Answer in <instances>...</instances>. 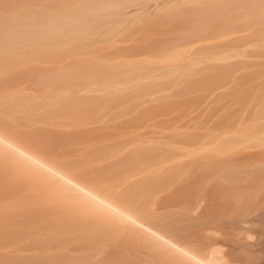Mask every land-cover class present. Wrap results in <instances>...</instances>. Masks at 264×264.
Masks as SVG:
<instances>
[{
    "label": "bare ground",
    "instance_id": "bare-ground-1",
    "mask_svg": "<svg viewBox=\"0 0 264 264\" xmlns=\"http://www.w3.org/2000/svg\"><path fill=\"white\" fill-rule=\"evenodd\" d=\"M154 1L45 0L43 8L40 7L38 11L34 8V11L27 10L24 5H22L23 9L13 11V5H18L15 1L0 2L6 6L4 9H10L11 12L7 21L0 17V172H4L5 180L7 179L5 182H10V185L14 183L8 188V190L15 188L14 193L9 195L10 198H13L12 201L15 203L14 199L19 196L21 198L19 201L16 200L18 202L29 199L33 201L44 196L49 199L47 203L55 205L56 210L59 211L61 209L65 211L75 205L72 211L74 212L81 207L82 210H78L80 213L84 211L83 214L114 222L117 234L120 236L114 245L90 242L60 248V252L38 258L37 264H238L239 260L244 258L241 255L245 256L246 251L242 248L244 243L235 246L233 250L231 249L233 246L217 243L215 238L213 239L215 242H212L211 238L209 240L211 235L207 234V229L200 230L193 236H184L174 232H164L167 227L166 222L164 226L160 223L162 220L166 221L163 215L174 208H184L191 217L198 213L202 217L205 216L208 208L211 207L209 205L211 203L207 200L211 196L214 197V193L220 192V186L216 182L226 178L223 175H236L237 181L244 183L240 188L234 186L236 191H241L239 194L246 191L254 195L255 192L259 193L263 189L261 173L264 169V149L225 157H217L201 149L204 154L200 153L195 162L192 161L190 165L183 167L186 169L181 171L185 172L184 176L182 175L184 179L177 184L175 190L173 188L171 193L158 196L150 207L145 209L143 207L148 205L144 202L143 204L138 202L143 205L142 208H139L138 203L130 202L132 199L130 195H133L134 191L140 194L147 191L148 194L149 189V191L154 189L152 186L155 182L151 177L148 179L145 174L142 179H140L142 175L139 174L138 179V175L125 168L135 161L146 160L149 152L156 151V148H149L153 143L150 142L152 138L150 141L145 140L138 145L128 147L126 150L129 152L123 147L119 148V152L115 155L116 160H108L91 170L82 167V170L80 168L77 170L74 166L72 168L69 166L72 164L71 160L63 152L66 143H69L67 140L73 137H67L68 132L64 133L66 130L63 131L59 127L62 132L60 133L55 128L60 124H55V120L52 122L55 115L63 119L67 115L93 106L100 100L111 97L118 99L119 96L135 91H137L135 93H146L148 92L146 89L133 91L130 87L133 82L142 84L150 78L157 80L156 75L161 74V69L175 70L177 68L175 66H178L184 69L193 67V71L194 67L197 69L203 65L211 66L212 63L218 65L222 62L226 65L232 57L227 49L211 52L212 46L208 44L196 48L201 49V52L193 49L194 51L191 50L187 54H182L172 46L167 52L175 53L173 57L169 53L158 60L139 62V65H135L138 63L135 62L126 68L103 62L88 63L82 58H75L73 61L80 60L81 65L73 72L71 70L64 72L66 69L54 67L49 64L51 61L41 63L37 60L40 54L49 53L51 46L55 48L54 43L57 41L61 42L58 44L59 47L66 48L70 54L98 49L99 45L96 43L104 44L107 38L114 35L110 34L111 32L122 29L120 27L124 21H121V18L126 19L128 15L134 17L139 14L137 12H146L152 17L143 25L136 27L131 34L162 33L167 31H163L162 28L175 23L177 26L169 31L176 29L174 33L182 34L183 38V34H187L186 38L208 33L230 34L229 36L238 32L243 34L233 35L232 38L228 36V40L221 43L223 48L229 44L247 48L259 47L264 42V0H196L197 6L185 5L188 0L171 2L165 0L163 1L165 5H154ZM182 25H185L183 30H179ZM172 49L173 51H170ZM136 50L133 44H129L121 47L119 52L134 53ZM204 50L208 52L204 53ZM234 57L241 55L237 54ZM151 64H167L170 67L149 70L147 66ZM109 70L113 72L109 74ZM45 86L47 88L51 86L52 90L45 91L43 96L30 92L37 90V87ZM40 105H43L42 114L38 113L41 110ZM261 106V104L256 106L255 112L247 116L240 115L234 123L249 130L264 128V107ZM9 116L16 119L22 116V118L20 117L17 122H14L16 119H12L14 123L10 122V124L8 122L11 118L7 119ZM39 117L42 119L40 120ZM43 118L51 120L48 122ZM21 119L24 120L19 123ZM43 122L47 128L43 126ZM22 126L27 130L24 131ZM76 140L78 141V138ZM110 175L116 178L113 180L116 181L114 185L101 183L103 181L111 183L110 178L108 179ZM7 177L12 180L9 181ZM248 180L251 183L247 184ZM139 193L136 195L141 196ZM4 194L5 191L1 195ZM187 198H189L188 202ZM4 205L0 200V221L5 217ZM67 211L70 213L69 210ZM62 215L67 213L64 212ZM181 215L185 216L184 212ZM237 247L241 248L240 254L239 251L235 253ZM51 251L53 250L45 252L49 254ZM89 259L91 261L87 262ZM242 261L241 263L244 262Z\"/></svg>",
    "mask_w": 264,
    "mask_h": 264
},
{
    "label": "rangeland",
    "instance_id": "rangeland-1",
    "mask_svg": "<svg viewBox=\"0 0 264 264\" xmlns=\"http://www.w3.org/2000/svg\"><path fill=\"white\" fill-rule=\"evenodd\" d=\"M1 1L4 2L5 0ZM13 1L18 4L13 5V11L23 9L22 5L28 8L27 10L34 11V8L35 11H38L40 7L43 8L42 5L45 2V0ZM163 1L165 0H155L153 4L165 5ZM186 4L197 6V1L193 0L191 3V0H188ZM5 7L0 3V17L7 21L10 19L11 12H9L10 9H7L8 11L4 9ZM132 11L135 12L136 10ZM137 13L139 14L134 17L128 15L126 19L121 18V21H124L120 27L122 29L111 32L110 34L114 35L107 38L104 44L96 43L99 45L98 49L94 48L89 51H80L82 53L70 54L66 48L59 47L58 44L61 42L57 41L54 43L55 48L51 46L49 53L40 54L37 60L41 63L51 61L49 64L54 67L66 69L64 72H68V70L73 72L82 62L80 60L73 61L75 58H82L88 63L103 62L109 65H122L126 68L135 62H138L135 65H139V62L154 61L169 53L172 54V52H167L172 46L182 54L190 53L193 49L201 52V49L197 50L196 48H200L203 44L211 45L212 48L209 50L215 53L227 49L228 54L232 57L226 65L220 62L222 65L212 63L211 66L203 65L197 69L194 67L195 70L193 71L195 72L192 71L193 67L184 69L174 65L177 67H174L175 70L173 68L161 69V74L156 75L157 80L150 78L142 84L133 82L130 87L133 91L146 89L148 90L146 93H135L137 91L126 93L119 96L121 100L111 97L100 100L84 110L67 115L63 119L56 117L57 115L54 116L55 118L53 117L54 119L52 118V122L55 120V124H60V126L56 125L57 130L62 128L63 131L66 130L64 133L68 132L69 136L67 137H73L71 140H67L69 143H66L63 152L71 160L72 164L69 166L71 168L74 166V169L77 170L79 168L91 170V168L108 162V160H116L117 156L115 155L119 152V148L123 147L126 150L128 147L138 145L145 140L150 141L152 138L154 141L151 139L150 142L153 143L149 148H156V151L149 152L146 160L135 161L134 164L125 168V170L132 171L136 176L138 175V179L140 175H142L140 179L146 175L148 179L151 177V180H154L155 185L152 186L154 188L151 190L152 192L149 191L150 189L148 194L147 191L144 194L134 191V194L130 195V199L131 197L134 198L130 202H144L148 206L143 207L138 203L140 206L138 207L146 209L158 196L171 193L173 188L175 190L177 184L184 179L183 174L185 172H182L186 169L183 167L190 165L192 161L195 162L200 153L204 154L203 150L217 157H225L240 152L253 153L264 149V128L258 127L249 130L241 126L240 128L234 123L240 115L245 114L247 116L249 113L255 112L256 106L261 104V108L264 107V42L263 46L259 47L247 48L229 44L223 48L221 43L228 40L230 34H195L189 38L185 37L187 34H183L184 39L182 34L174 33L176 29L171 31L174 34L169 31L177 26L175 23L162 28L163 31L167 30L171 34H165L168 33L167 31L162 32L163 34L161 32L131 34L136 27L143 25L152 17L146 12ZM184 26L182 25L179 30H183ZM233 35L243 34L238 32V34H231V36ZM231 36L229 37L232 38ZM128 40L130 42H127ZM129 44H133L137 48L134 53L122 54L119 52L121 47H126ZM161 48L164 50L160 51ZM206 52L204 50V53ZM173 54L172 57L176 55ZM237 54L241 57H234ZM213 65L217 66H215L216 70L215 67L212 68ZM149 66H147L149 70L170 67L167 64H151ZM112 72L110 71L109 74ZM198 72L202 73L198 74ZM36 89L30 92L43 96L44 92L52 90V87L48 86L47 88L45 86ZM39 107L41 109L43 105ZM43 112L42 109L38 111L41 114ZM16 117L18 118V116ZM20 117L22 118V116ZM9 118L11 119L8 123H12V119H16L11 116L7 117V119ZM18 119L14 122H17ZM23 120H19L21 121L19 123H22ZM44 120L49 122L51 119ZM44 122L43 126H45ZM25 123L27 124V121ZM25 123L23 124L25 125ZM41 125L37 124V126ZM22 128L24 131L27 130L23 126ZM59 132L62 133L61 130ZM124 149L123 152L125 153ZM68 159L67 164H69ZM115 173L117 174V172ZM4 176V172L1 171L0 200L5 204L3 206L5 217L0 221V264H37L38 258L60 252V248L90 242L114 245L120 239L114 222L83 214L84 211L80 213L78 210L81 207L74 212L72 211L75 205L70 206L65 211H63L64 209L59 211L56 210L55 205L47 203L49 199L44 196L33 201L29 199L18 202L21 198L19 196L14 199L15 203H13V198L11 199L9 195L14 193L15 188L11 190L8 188L14 183L12 182L13 184L10 185V182H5L7 179L5 180ZM110 176L108 177V179L110 178L109 181L116 180ZM225 176L226 178L219 179L217 182L214 181L220 186L221 193H214L215 196H211L207 200L208 203H211L209 204L211 207H207L209 210L205 216L202 217L198 213L191 217L188 216L184 208H174L163 215L166 221L162 220L160 224L164 226L166 222L167 227L164 232H174L184 236H193L200 230L207 229V234L214 236L208 235L210 236L209 240L215 238L217 243L229 247L233 246L231 249L244 243L248 250L244 245L242 248L248 253L245 252V256L241 255L246 259L243 260L245 263L242 261L244 259L242 257V259L240 258L241 261L244 264H264V169L261 173L263 189L260 191L256 189L259 193L256 194L255 192V195L248 193V191L239 194L241 191H236L234 186L240 188L244 183L237 181L238 176L236 175H223V177ZM154 177L156 178L153 179ZM112 182L103 181L101 183L110 186L116 183V181L113 184ZM246 183L249 184L251 181L248 180ZM4 191L5 194L1 195ZM138 193L141 196L136 195ZM189 198L186 199L187 202ZM138 207L136 204V208ZM64 212L67 215H62ZM183 212L185 216L181 215ZM200 217L202 218L200 219ZM90 229L91 231H89ZM237 248L235 253L239 251L240 254L241 248L239 247V250ZM47 250L53 251L48 254L45 252ZM90 261L89 259L87 262ZM241 261L239 260V263Z\"/></svg>",
    "mask_w": 264,
    "mask_h": 264
}]
</instances>
